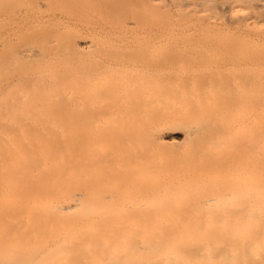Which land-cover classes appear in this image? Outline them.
Returning a JSON list of instances; mask_svg holds the SVG:
<instances>
[{
    "label": "bare ground",
    "instance_id": "bare-ground-1",
    "mask_svg": "<svg viewBox=\"0 0 264 264\" xmlns=\"http://www.w3.org/2000/svg\"><path fill=\"white\" fill-rule=\"evenodd\" d=\"M0 264H264V0H0Z\"/></svg>",
    "mask_w": 264,
    "mask_h": 264
}]
</instances>
